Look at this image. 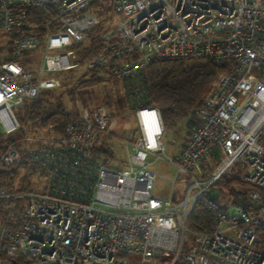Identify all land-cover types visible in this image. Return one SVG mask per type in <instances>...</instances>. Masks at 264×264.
Returning a JSON list of instances; mask_svg holds the SVG:
<instances>
[{
  "label": "built area",
  "instance_id": "2783aa9c",
  "mask_svg": "<svg viewBox=\"0 0 264 264\" xmlns=\"http://www.w3.org/2000/svg\"><path fill=\"white\" fill-rule=\"evenodd\" d=\"M93 1L0 0L8 45L0 56V170L21 159L4 140L19 128L18 110L56 87L58 70L82 66L124 83L136 122L124 167L103 163L95 151L115 125L100 105L81 107L62 141L30 149L47 181L42 191L0 183V264H264V0H112L114 21L97 32L99 49L80 64L73 47L106 20ZM33 7L51 14L42 35L28 23ZM39 48L42 64L33 73L24 55ZM164 60L225 66L174 156L164 153L159 110L139 98L142 72ZM156 160L175 169L165 197L154 191ZM232 175L251 187L247 207L211 193ZM199 203L210 224L188 229ZM128 254L141 258L131 262Z\"/></svg>",
  "mask_w": 264,
  "mask_h": 264
},
{
  "label": "trees",
  "instance_id": "16d2710c",
  "mask_svg": "<svg viewBox=\"0 0 264 264\" xmlns=\"http://www.w3.org/2000/svg\"><path fill=\"white\" fill-rule=\"evenodd\" d=\"M104 0H94L92 6L99 5ZM51 14L43 7H33L28 11V23L33 25L34 32L42 35L44 32L43 24L50 18ZM51 24L50 29H53ZM102 26L94 27L88 36L87 46L77 51V57L80 64L94 56L101 45V40L97 38V32L102 30ZM81 46V45H79ZM78 46V47H79ZM223 64L215 63L212 60H164L151 61L146 69L142 72V79L145 85L143 94L139 97L144 105L156 107L161 115L164 134L173 129L177 123L189 118L187 124L188 131L193 124L197 123L194 110L201 104L205 94L208 92L211 82L215 74L224 71ZM93 79H100V72L97 70L88 71ZM69 91V90H68ZM41 95V94H40ZM38 96L29 104H23L18 110L17 119L19 128L17 131L22 133L23 125L37 126L41 128H51L58 133H64L65 126L78 115L68 112L64 109L62 103H52L42 96ZM112 134V133H111ZM110 134V135H111ZM188 134V133H187ZM110 135L106 138L109 139ZM6 143H14L12 137L8 135L4 139ZM106 140L102 141L96 148L97 153L103 155V163H107L110 159H114L112 149L107 145ZM49 145H41L38 148L44 149ZM19 148V147H18ZM21 151V159L18 163L2 167L0 170V183L6 185L5 181L9 179L7 188L9 190L30 191L28 178L37 172L44 173L47 176L46 169L37 161L31 159L30 149ZM25 167L26 172L20 179V186L13 187L11 178H13L14 168ZM10 175V177H8ZM229 183L242 184L247 186V190H232L230 195L234 198V202L241 206H248L249 200L247 193L251 187L243 182L237 175L221 178L211 189L226 188L229 190ZM214 196V195H213ZM215 197V196H214ZM211 216L202 204H197L192 213L188 216L187 228L195 230H204L208 227Z\"/></svg>",
  "mask_w": 264,
  "mask_h": 264
},
{
  "label": "rangeland",
  "instance_id": "374dc122",
  "mask_svg": "<svg viewBox=\"0 0 264 264\" xmlns=\"http://www.w3.org/2000/svg\"><path fill=\"white\" fill-rule=\"evenodd\" d=\"M112 0H104L98 6L96 14L105 16L106 20L100 23L103 28L114 21L111 12ZM92 12L93 9H90ZM54 27V25H53ZM50 29V28H49ZM51 30V29H50ZM85 42L81 46L73 47L74 50L80 51L87 46ZM8 45L6 39L0 33V56H4ZM78 53V52H77ZM27 68L37 73L42 64V49L29 52L24 55ZM91 73L86 71L82 66L66 70H58L54 72V78L57 81V86L51 90L42 91L41 95L46 97L51 104L61 102L64 109L71 113H76L81 107L92 108L96 106H104L108 117L115 120V125L110 138L106 140L107 145L114 153V159H111L110 166L124 167L126 163V152L124 142L130 140L136 131V122L132 110L133 98L128 92L124 83L114 80L106 75H101L100 79H93ZM69 90V91H68ZM40 95V96H41ZM31 102V101H30ZM30 102L26 103L29 104ZM189 118H186L176 126L165 133L162 137L164 153L166 156H174L181 148L187 136ZM22 133L15 130L10 134L12 140L17 147L22 150L36 149L41 145H50L57 143L64 138V134L58 133L51 128H41L37 126L23 125ZM150 168L155 172L154 191L160 196H167L170 189V180L173 178L175 169L172 164L156 160ZM13 178L11 183L13 187L20 186V179L26 172L25 167L14 168ZM10 177V175L8 176ZM46 175L40 171L30 175L28 178L29 186L33 190L42 191L46 184ZM9 183V179L5 181ZM229 190L214 189L212 195L217 198L220 203L228 204L234 202V198L230 195V189L239 191L247 190V186L236 183H229ZM182 186L177 187V192ZM185 247H189L188 238H185ZM125 258L131 262H137L141 256L139 254H128Z\"/></svg>",
  "mask_w": 264,
  "mask_h": 264
}]
</instances>
